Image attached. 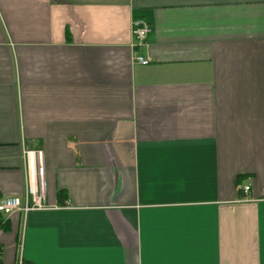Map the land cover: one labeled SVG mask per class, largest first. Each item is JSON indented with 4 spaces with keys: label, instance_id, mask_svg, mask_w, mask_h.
<instances>
[{
    "label": "crops",
    "instance_id": "crops-1",
    "mask_svg": "<svg viewBox=\"0 0 264 264\" xmlns=\"http://www.w3.org/2000/svg\"><path fill=\"white\" fill-rule=\"evenodd\" d=\"M37 166L0 264H264V0H0V198Z\"/></svg>",
    "mask_w": 264,
    "mask_h": 264
},
{
    "label": "built area",
    "instance_id": "built-area-1",
    "mask_svg": "<svg viewBox=\"0 0 264 264\" xmlns=\"http://www.w3.org/2000/svg\"><path fill=\"white\" fill-rule=\"evenodd\" d=\"M151 31V25L144 20L137 18L132 21V36L135 39V43L137 45H142L143 40ZM136 60L142 64L148 62V58L142 55H137ZM24 154L29 159L32 152L25 151ZM42 173V168L39 166H37V172L35 175L30 172L28 173L25 186V196L23 198L17 195L0 198V213L6 215H9L15 211L27 213L30 210L50 207L45 202V189ZM248 189L249 185L243 186V192H247ZM18 264H22V261L20 260Z\"/></svg>",
    "mask_w": 264,
    "mask_h": 264
},
{
    "label": "trees",
    "instance_id": "trees-1",
    "mask_svg": "<svg viewBox=\"0 0 264 264\" xmlns=\"http://www.w3.org/2000/svg\"><path fill=\"white\" fill-rule=\"evenodd\" d=\"M2 222H3V220H2V216L0 214V226L4 225V223L2 224ZM22 264H23V262H22Z\"/></svg>",
    "mask_w": 264,
    "mask_h": 264
}]
</instances>
